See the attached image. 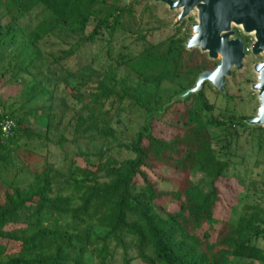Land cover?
I'll return each mask as SVG.
<instances>
[{"label": "trees", "instance_id": "obj_1", "mask_svg": "<svg viewBox=\"0 0 264 264\" xmlns=\"http://www.w3.org/2000/svg\"><path fill=\"white\" fill-rule=\"evenodd\" d=\"M139 3L0 0V123H15L0 134V264H113L117 252L121 264H264V128L214 115L208 83L171 102L217 62L185 48V21L151 42L164 24L156 4L136 20ZM17 93L26 98L15 106ZM131 113L125 139L114 123ZM31 140L60 147L62 164ZM244 144L259 173L247 184L233 169ZM251 188L258 199L226 218Z\"/></svg>", "mask_w": 264, "mask_h": 264}, {"label": "water", "instance_id": "obj_2", "mask_svg": "<svg viewBox=\"0 0 264 264\" xmlns=\"http://www.w3.org/2000/svg\"><path fill=\"white\" fill-rule=\"evenodd\" d=\"M153 3H162L168 11H177L171 28L178 27L194 13L195 20L184 46L187 50L198 49L209 60L217 62L214 68L199 73L194 84L171 102L197 93L205 83L214 91L224 93L227 78L233 70H242L247 56L245 41L237 36L235 28H238L253 38L248 46L249 55L262 56L252 65L256 80L250 84L258 106L254 116L245 121L250 126L264 128V0H153Z\"/></svg>", "mask_w": 264, "mask_h": 264}, {"label": "rangeland", "instance_id": "obj_3", "mask_svg": "<svg viewBox=\"0 0 264 264\" xmlns=\"http://www.w3.org/2000/svg\"><path fill=\"white\" fill-rule=\"evenodd\" d=\"M132 1V0H131ZM124 2V1H123ZM130 2V1H129ZM128 3V2H127ZM154 4L153 0H140L139 4H135V16L136 20L137 18L140 19L145 13V9L147 8V5ZM157 5V9L155 11L157 18H159L163 22V28L154 32L153 34L148 36V39L151 42H156L159 40L164 39L166 36L170 35L174 28H171L170 24L174 22L176 18L177 11H168L166 5L162 3H155ZM195 20V14L191 13L188 18L184 19L185 25L182 28V30L186 27L189 29L188 36L190 35V29H191V23H193ZM135 21V19H134ZM151 25H155V23H151ZM237 31V36H240L244 39L246 42L245 45L249 46V44L252 42L253 38L250 35H244L240 29L235 28ZM125 37L122 41V45H129L132 50L136 49V45L131 42L132 38L131 36L124 35ZM96 45L87 46L85 48H82L79 50V53H77L75 56L71 57L67 65L70 68H75L77 65H82L83 61L86 60V62L90 59L91 55L94 54V52L97 50ZM247 53L246 58L244 59V66L242 70H233L232 75L227 78L225 83V91L224 93H219L221 95H215L210 90H206L207 96L210 100V103L214 105L213 113L214 115H217L218 113H231L236 118L238 116H246L248 118L254 116L256 112V108L258 106L257 98L255 92H253L250 89V84L256 80V74L252 70V65L259 61L262 56L258 57H252L249 55V51H245ZM217 93V92H216ZM228 94V98H224L222 95ZM26 96H20L19 93L13 96L11 99L13 103H15V106H18ZM43 103V99H35L31 101L28 106L30 108L38 106ZM34 111V110H33ZM17 112H20L19 110ZM36 113L31 115V119H34V115ZM37 115V114H36ZM135 113L128 114L124 116L122 120H120L118 123L115 122L114 125L117 127V133L122 138H129L131 136V132L135 129L136 124L138 123L139 118ZM40 122V123H38ZM35 128L39 129L42 124L41 120H35L34 121ZM40 130V129H39ZM52 140H55V136L53 134L50 135ZM125 138V139H126ZM215 147L217 149H220L221 144H216ZM65 151L71 155V151H73V146L65 144L63 146ZM29 150L37 153L38 155L45 156L48 161L52 162L55 166H59L63 162V151L60 147H57L51 142H46L45 145H43L42 141H36L31 140L29 142ZM237 158L234 161V170L239 173L242 177H244V180L246 179V184L249 181L251 177H258L259 173L257 172L258 169L253 167V161L254 157L253 154L250 153L248 148L245 150V144L239 145V150L236 151ZM113 154L117 157H124L126 156L123 152L117 149L113 150ZM200 174L193 175V180L197 181L200 178ZM249 187V186H246ZM259 194V192H258ZM262 193H260L261 195ZM258 199L257 195H254L253 189H244L242 192H240L239 201L235 204V210L233 213H228L225 215L226 218L234 219L241 210V207L243 204H245L247 201H253ZM264 205V202H262ZM262 245L264 246V241L262 242ZM129 254L131 257L134 256V252L132 250H129ZM113 264H121V252H117L116 259ZM132 264H139L136 257L133 258ZM241 264H260L257 261H250V260H243Z\"/></svg>", "mask_w": 264, "mask_h": 264}, {"label": "built area", "instance_id": "obj_4", "mask_svg": "<svg viewBox=\"0 0 264 264\" xmlns=\"http://www.w3.org/2000/svg\"><path fill=\"white\" fill-rule=\"evenodd\" d=\"M245 51H249L248 46L245 45ZM15 126L14 121L11 118H5L1 123H0V134L2 136H9L11 133V129Z\"/></svg>", "mask_w": 264, "mask_h": 264}]
</instances>
